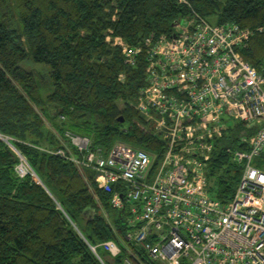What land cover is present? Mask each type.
<instances>
[{
  "label": "trees",
  "instance_id": "16d2710c",
  "mask_svg": "<svg viewBox=\"0 0 264 264\" xmlns=\"http://www.w3.org/2000/svg\"><path fill=\"white\" fill-rule=\"evenodd\" d=\"M192 11L248 28L241 55L257 69L263 64L264 0H0V135L8 139H0V264H101L89 245L118 241V212L93 171L44 149L76 153L65 136L71 131L105 152L122 141L157 154L158 162L163 142L134 107L145 85L144 44L169 37ZM117 40L141 47L134 65ZM251 134L235 123L207 161L208 194L222 204L241 174L226 149H241L240 136ZM12 148L43 185L16 172ZM96 250L118 264L119 257Z\"/></svg>",
  "mask_w": 264,
  "mask_h": 264
},
{
  "label": "built area",
  "instance_id": "2783aa9c",
  "mask_svg": "<svg viewBox=\"0 0 264 264\" xmlns=\"http://www.w3.org/2000/svg\"><path fill=\"white\" fill-rule=\"evenodd\" d=\"M251 33L192 11L169 37L145 40V85L134 107L163 142L158 162L122 141L105 152L71 131L65 136L76 153L44 149L93 171L118 212V241L89 245L101 264L97 246L118 264H264V62L257 69L240 52ZM117 43L134 65L141 47ZM235 123L252 134L240 136L241 149H226L241 174L222 204L208 194L205 167ZM19 160L16 172L36 177Z\"/></svg>",
  "mask_w": 264,
  "mask_h": 264
},
{
  "label": "rangeland",
  "instance_id": "374dc122",
  "mask_svg": "<svg viewBox=\"0 0 264 264\" xmlns=\"http://www.w3.org/2000/svg\"><path fill=\"white\" fill-rule=\"evenodd\" d=\"M121 105V104H120ZM6 138V137H5ZM7 139V138H6ZM8 140V139H7ZM13 150H14V152L17 154V156H21L23 159H24V162H23V164L21 165L24 169H26V170H28L29 168L26 166V164H28V166L30 167V169L32 170V172L35 174V172L33 171V169L31 168V166L29 165V163H28V161H27V159H25L24 157H23V155H21L19 152H18V150H16L15 148H12ZM65 160H68L67 158H64ZM19 163V162H18ZM16 166H18V165H16ZM32 176V175H31ZM36 177H33V179L37 182V183H39V184H41V185H43L42 184V182L39 180V178L37 177V175H35Z\"/></svg>",
  "mask_w": 264,
  "mask_h": 264
},
{
  "label": "water",
  "instance_id": "95a60500",
  "mask_svg": "<svg viewBox=\"0 0 264 264\" xmlns=\"http://www.w3.org/2000/svg\"><path fill=\"white\" fill-rule=\"evenodd\" d=\"M117 121H118V122H124V118H123V116H119V117L117 118ZM0 139H2V140H4V141L8 142L7 139L4 138V137H2L1 135H0Z\"/></svg>",
  "mask_w": 264,
  "mask_h": 264
},
{
  "label": "crops",
  "instance_id": "0c3cea01",
  "mask_svg": "<svg viewBox=\"0 0 264 264\" xmlns=\"http://www.w3.org/2000/svg\"><path fill=\"white\" fill-rule=\"evenodd\" d=\"M84 168V167H83ZM90 170V169H89Z\"/></svg>",
  "mask_w": 264,
  "mask_h": 264
}]
</instances>
